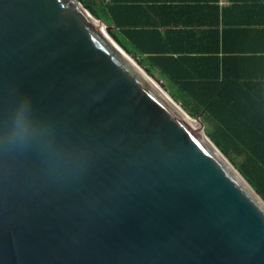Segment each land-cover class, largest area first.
<instances>
[{
    "label": "water",
    "instance_id": "1",
    "mask_svg": "<svg viewBox=\"0 0 264 264\" xmlns=\"http://www.w3.org/2000/svg\"><path fill=\"white\" fill-rule=\"evenodd\" d=\"M111 29L0 0V264H264V199Z\"/></svg>",
    "mask_w": 264,
    "mask_h": 264
},
{
    "label": "crops",
    "instance_id": "2",
    "mask_svg": "<svg viewBox=\"0 0 264 264\" xmlns=\"http://www.w3.org/2000/svg\"><path fill=\"white\" fill-rule=\"evenodd\" d=\"M115 12L120 25L113 31L132 56L147 63L161 56L179 74L185 71L179 63L220 55L230 75L264 83V0H119Z\"/></svg>",
    "mask_w": 264,
    "mask_h": 264
},
{
    "label": "trees",
    "instance_id": "3",
    "mask_svg": "<svg viewBox=\"0 0 264 264\" xmlns=\"http://www.w3.org/2000/svg\"><path fill=\"white\" fill-rule=\"evenodd\" d=\"M81 2L99 21L111 27L120 25L115 12L119 0ZM109 34L128 50L113 29ZM133 57L150 74L156 68L168 78L175 88L173 97L189 114L203 115L208 135L264 199V83H250L252 79L230 75L228 59L220 55L194 59L193 65L179 63L185 69L179 74L171 71V65H164L161 56L148 58L149 64L138 55ZM199 66H217L218 72L201 74L197 72Z\"/></svg>",
    "mask_w": 264,
    "mask_h": 264
},
{
    "label": "rangeland",
    "instance_id": "4",
    "mask_svg": "<svg viewBox=\"0 0 264 264\" xmlns=\"http://www.w3.org/2000/svg\"><path fill=\"white\" fill-rule=\"evenodd\" d=\"M98 1H100V0H98ZM132 56V55H131ZM133 57V56H132ZM134 58V57H133ZM136 61H137V63L138 64H140V62L136 59V58H134ZM147 64V63H146ZM142 65V64H141ZM142 67L147 71V69L145 68V66L144 65H142ZM154 79H155V81H158L160 84H161V86L173 97V93H174V91H175V88L170 84V83H168L167 81H166V79H164L163 77H162V75L159 73V72H156V71H153L151 74H150ZM192 115V114H191ZM193 116V115H192ZM195 119H197L198 117H195V116H193ZM206 132H207V129H206ZM231 161V160H230Z\"/></svg>",
    "mask_w": 264,
    "mask_h": 264
},
{
    "label": "bare ground",
    "instance_id": "5",
    "mask_svg": "<svg viewBox=\"0 0 264 264\" xmlns=\"http://www.w3.org/2000/svg\"><path fill=\"white\" fill-rule=\"evenodd\" d=\"M195 124H196V126H197L198 128L201 127V125L199 124V122L196 121Z\"/></svg>",
    "mask_w": 264,
    "mask_h": 264
}]
</instances>
